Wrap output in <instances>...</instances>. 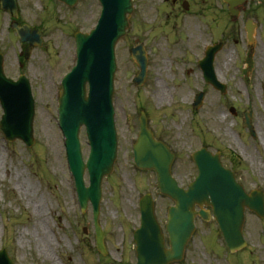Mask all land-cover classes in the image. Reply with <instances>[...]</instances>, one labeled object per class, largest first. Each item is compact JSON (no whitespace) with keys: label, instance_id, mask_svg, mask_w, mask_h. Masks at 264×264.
<instances>
[{"label":"rangeland","instance_id":"rangeland-1","mask_svg":"<svg viewBox=\"0 0 264 264\" xmlns=\"http://www.w3.org/2000/svg\"><path fill=\"white\" fill-rule=\"evenodd\" d=\"M132 1L129 27L115 46L113 103L118 148L113 170L102 180L99 223L108 251L104 256L95 248L90 206L83 214L79 211L56 121L60 78L74 62L71 33L94 25L99 3L78 0L65 7L53 0H17L20 20L39 27L44 38L42 46L33 48L22 62L18 57L22 46L9 28L10 16L0 10L4 72L12 78L23 72L35 102L31 146L21 140L6 141L0 132V246L9 248L16 262L134 264L132 232L139 224L138 200L145 192L152 194L155 215L164 230L166 208L172 201L159 194L154 172L139 170L132 161L131 142L143 109L155 136L175 152L172 172L179 184L185 185L195 174L190 153L205 145L221 152L223 163L233 166L246 190H264V89L233 62L236 32L226 8L219 0H197L202 6L194 9L202 13L194 16L172 6L170 0ZM210 40L223 41L214 63L227 86L224 94L204 85L192 68L193 58L200 56L199 45ZM136 41L143 42L148 56L147 77L141 86L132 82L137 66L129 48ZM159 88L165 89L163 99L157 97ZM199 90L205 92L204 100L193 110V95ZM230 106L252 110L256 136L248 134L241 125L242 114L234 116ZM80 141L86 158L89 146L83 128ZM232 152L240 154L241 162L232 159ZM84 179L87 184V174ZM195 224L181 264H264V217L246 211L243 234L247 245L234 254L226 252L213 219L196 218ZM46 235L50 243L44 240Z\"/></svg>","mask_w":264,"mask_h":264},{"label":"water","instance_id":"water-1","mask_svg":"<svg viewBox=\"0 0 264 264\" xmlns=\"http://www.w3.org/2000/svg\"><path fill=\"white\" fill-rule=\"evenodd\" d=\"M73 4L75 0H62ZM230 8L240 0H226ZM103 9L98 24L90 33L76 35L77 58L71 71L62 80V91L58 99L59 125L64 135L69 169L75 178L77 197L82 210L88 201L93 208L96 241L103 251V233L98 225L99 201L101 198L102 177L111 172L116 155V134L112 105L113 76L116 68L114 46L117 39L125 33L128 26L126 14L131 12L130 0H100ZM0 8L17 16L16 0H0ZM21 41L29 43L25 56L33 44H41L37 30L30 32L26 24H11ZM132 57L140 67L135 77L141 83L145 76L146 57L141 45L132 48ZM0 53V105L3 114L0 129L7 139H22L26 145L33 142L32 121L34 105L28 79L19 75L17 80L6 77L2 68ZM205 61L211 64V58L204 59L205 76L216 87L222 85L216 81L211 67L207 69ZM88 85V89H87ZM201 100L196 96L194 107ZM85 126L90 145L86 162H83L78 133ZM174 154L161 141L153 137L142 114L140 132L134 145V162L138 168L152 169L156 175L159 192L170 197L174 205L167 211L166 231L169 247L164 245V235L154 216L153 201L150 193L144 194L140 201V226L135 229L133 238L136 243V264H167L180 260L184 246L194 230L196 214L207 219L203 205L212 208L213 215L226 243L231 250L245 246L242 236L244 209L247 207L259 216L264 215V194L253 190L244 192L235 181L229 169L221 165L218 154L212 155L205 149L193 153L198 175L184 189L177 185L171 175V163ZM89 174V185L83 181L84 170ZM195 205L200 210H195ZM0 262L12 264L3 254Z\"/></svg>","mask_w":264,"mask_h":264},{"label":"flooded vegetation","instance_id":"flooded-vegetation-1","mask_svg":"<svg viewBox=\"0 0 264 264\" xmlns=\"http://www.w3.org/2000/svg\"><path fill=\"white\" fill-rule=\"evenodd\" d=\"M188 8L183 10L186 14L194 16L201 15V11L195 10L197 0H185ZM205 2V0H202ZM222 6L224 3L219 0ZM172 6L177 5L182 9L183 0H171ZM237 14L232 19V28L236 35L232 37L233 43V62L251 78L253 76L261 86H264V0H244L237 7ZM205 42V41H204ZM205 48V43L198 47ZM239 64V65H238ZM257 82V83H258ZM243 110L235 108L236 117L243 114ZM9 252V251H8ZM10 255V253H9ZM16 264H27L16 262L14 256L10 255Z\"/></svg>","mask_w":264,"mask_h":264},{"label":"bare ground","instance_id":"bare-ground-1","mask_svg":"<svg viewBox=\"0 0 264 264\" xmlns=\"http://www.w3.org/2000/svg\"><path fill=\"white\" fill-rule=\"evenodd\" d=\"M165 89H163V88H159V90H158V92H157V97L159 98V99H163V97L165 96ZM21 187V186H20ZM22 188V187H21ZM46 239V241H47V243H50V240H49V238L47 237V235H46V237H44V240ZM41 244V243H40ZM43 246H44V244H42Z\"/></svg>","mask_w":264,"mask_h":264}]
</instances>
